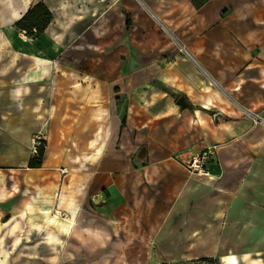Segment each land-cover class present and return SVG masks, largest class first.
Instances as JSON below:
<instances>
[{
    "label": "crops",
    "instance_id": "1",
    "mask_svg": "<svg viewBox=\"0 0 264 264\" xmlns=\"http://www.w3.org/2000/svg\"><path fill=\"white\" fill-rule=\"evenodd\" d=\"M38 4L51 21L24 40L16 23ZM2 44L12 60L0 63L1 224L12 220L9 201L27 195L22 184L13 191L19 175L37 177L32 192L44 202L48 178L63 191L73 173L77 198L86 187L90 208L101 202L100 214L142 238L158 236L179 203L225 199L217 237L240 247L246 236L247 247L233 245L221 263L264 264V125L244 112L264 119V0H0ZM36 135L45 157L28 169ZM206 147L218 148L210 178L190 175ZM63 168L87 176L62 177ZM62 191L58 207H38L47 233L76 224L78 200ZM64 206L72 218L62 219Z\"/></svg>",
    "mask_w": 264,
    "mask_h": 264
},
{
    "label": "rangeland",
    "instance_id": "2",
    "mask_svg": "<svg viewBox=\"0 0 264 264\" xmlns=\"http://www.w3.org/2000/svg\"><path fill=\"white\" fill-rule=\"evenodd\" d=\"M20 34L27 40V34ZM1 46L0 63L12 60L7 56L9 54L5 44ZM17 64L27 65L22 61ZM69 170H75V176H81V180L87 176L82 173L83 170L86 172V168ZM24 174L19 175L13 191L17 190L19 194L22 184L27 186V195H23V198L16 195L4 208L7 213L5 217L12 218L8 224H1L3 217L0 220V226L5 228H0V262L5 261L6 264H226L225 261L221 263L220 257L231 255L233 245L236 251L247 247L246 236L239 238L240 242H244L240 247L237 238L233 240L231 236L217 237L222 214L228 206L225 199L219 197L207 201L208 206L207 202L196 199L183 205L179 203L158 236L142 238L128 234L108 221L109 215L100 214L101 202L95 203L92 199L91 202L96 204V207L92 205L90 208L91 199L88 198L86 187L77 198L78 191L74 184H67L73 173L65 179L63 191L62 182L55 177H49V189L43 194L44 202L35 200V193L32 192L35 190L34 182L37 177L28 171ZM61 191L67 200L72 197L78 200L76 224H72L64 233L57 229L47 233L39 229L43 217L38 214V207L42 206V203L53 201L58 207L59 196L55 197V194ZM66 207L61 209L60 216L63 220L72 218ZM206 214L216 218L209 229L199 222ZM12 231L17 233L11 234ZM49 234L52 239H49ZM210 258L213 262L203 260Z\"/></svg>",
    "mask_w": 264,
    "mask_h": 264
},
{
    "label": "built area",
    "instance_id": "3",
    "mask_svg": "<svg viewBox=\"0 0 264 264\" xmlns=\"http://www.w3.org/2000/svg\"><path fill=\"white\" fill-rule=\"evenodd\" d=\"M23 33L25 34V32ZM178 50L186 57L188 56L192 58L190 53L186 50L184 46L179 45ZM244 112L249 118H251L254 124L264 125V119L259 114L251 113L248 110H244ZM39 147H43V137H41V135H36L33 140V152L35 153V155L37 154L36 150ZM217 150V147H206V150L196 154L186 165L189 174L198 178H210L208 163L214 158L217 153ZM59 173L62 177H65L69 174V170L67 168H63L59 170Z\"/></svg>",
    "mask_w": 264,
    "mask_h": 264
},
{
    "label": "trees",
    "instance_id": "4",
    "mask_svg": "<svg viewBox=\"0 0 264 264\" xmlns=\"http://www.w3.org/2000/svg\"><path fill=\"white\" fill-rule=\"evenodd\" d=\"M52 15L47 8L42 4H38L31 8L26 15L16 23V26L21 32H25L27 35L42 34V32L48 27L51 21ZM129 25V23H128ZM122 126H125L126 118L122 119ZM36 155L30 159L28 169H39L42 166V162L45 157L44 147H39L36 150ZM206 262H213L212 259H203Z\"/></svg>",
    "mask_w": 264,
    "mask_h": 264
},
{
    "label": "water",
    "instance_id": "5",
    "mask_svg": "<svg viewBox=\"0 0 264 264\" xmlns=\"http://www.w3.org/2000/svg\"><path fill=\"white\" fill-rule=\"evenodd\" d=\"M177 105H179L182 109H189L191 107V105L187 104L186 100L182 97L178 98Z\"/></svg>",
    "mask_w": 264,
    "mask_h": 264
},
{
    "label": "bare ground",
    "instance_id": "6",
    "mask_svg": "<svg viewBox=\"0 0 264 264\" xmlns=\"http://www.w3.org/2000/svg\"><path fill=\"white\" fill-rule=\"evenodd\" d=\"M52 212H53V211H52L51 209H49V208L45 211V213H46V224H47V225H48V224H53V223H54L53 218L49 216V215L52 214Z\"/></svg>",
    "mask_w": 264,
    "mask_h": 264
}]
</instances>
